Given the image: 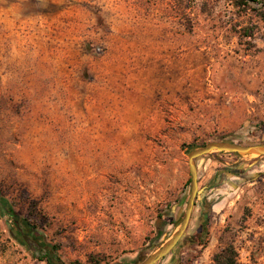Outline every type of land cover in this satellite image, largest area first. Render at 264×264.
I'll return each mask as SVG.
<instances>
[{
    "label": "rangeland",
    "instance_id": "obj_1",
    "mask_svg": "<svg viewBox=\"0 0 264 264\" xmlns=\"http://www.w3.org/2000/svg\"><path fill=\"white\" fill-rule=\"evenodd\" d=\"M249 5L0 0V195L61 261L137 264L179 227L192 145L264 140V0ZM196 167L206 244L155 264H209L229 244L235 264H264V155ZM36 254L0 217V264H48Z\"/></svg>",
    "mask_w": 264,
    "mask_h": 264
},
{
    "label": "trees",
    "instance_id": "obj_2",
    "mask_svg": "<svg viewBox=\"0 0 264 264\" xmlns=\"http://www.w3.org/2000/svg\"><path fill=\"white\" fill-rule=\"evenodd\" d=\"M233 3V5L238 9H245L249 7V2H257L258 0H228ZM211 139H230L225 137H216ZM209 139V140H211ZM232 140V139H231ZM252 143V142H249ZM202 144L192 145V148L197 146H201ZM237 154L236 152H228V151H213L208 153L205 156H209L211 154ZM188 182H190V178H188ZM202 194L197 195L195 198V206L199 203L202 208V216L199 217V223L195 231L191 234L187 235V229L183 234L181 240L187 238L190 243L197 244L200 246H204L206 244V236H207V227H206V218L211 211L210 202L207 200H200ZM192 210V212H193ZM192 215V214H191ZM0 217H4L8 223L10 233L12 237L16 239L21 244L25 245L29 249L35 250L38 254L36 256L39 259H44L48 264H74L73 262H63L58 257L54 255V250L56 249L53 245L49 244L45 236L39 230V225L35 220H31L27 216L20 215L15 209L13 204L5 197L0 195ZM191 219V218H190ZM179 241V242H180ZM178 242V244H179ZM177 244V246H178ZM34 253V252H33ZM235 249L234 247L229 244L225 247L221 248L220 250L216 251L212 256V261L209 264H235ZM90 257V256H89ZM91 258V257H90ZM93 260V259H92ZM94 263L92 264H99V260H93ZM140 262V261H139ZM120 264H124L123 261Z\"/></svg>",
    "mask_w": 264,
    "mask_h": 264
},
{
    "label": "water",
    "instance_id": "obj_3",
    "mask_svg": "<svg viewBox=\"0 0 264 264\" xmlns=\"http://www.w3.org/2000/svg\"><path fill=\"white\" fill-rule=\"evenodd\" d=\"M213 151L236 152L237 154H257L264 155V140L258 143H240L231 139H211L203 145L192 149L188 153V168L190 174V190L186 201L185 210L180 221L179 227L172 233L170 237L156 248L153 252L143 258L137 264H155L169 252L173 251L183 234L185 233L192 214L195 198L203 191V187H198V173L196 160L211 153Z\"/></svg>",
    "mask_w": 264,
    "mask_h": 264
}]
</instances>
